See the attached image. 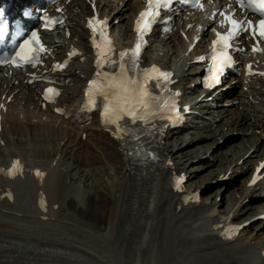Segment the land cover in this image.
I'll return each instance as SVG.
<instances>
[{
	"label": "bare ground",
	"instance_id": "bare-ground-1",
	"mask_svg": "<svg viewBox=\"0 0 264 264\" xmlns=\"http://www.w3.org/2000/svg\"><path fill=\"white\" fill-rule=\"evenodd\" d=\"M96 1L98 4L105 2L103 11L114 19H121L119 26L123 27V35L128 38L131 33L125 25L135 1ZM77 5L80 6V11L88 8L84 0H79ZM79 37L81 40L85 39L83 31L79 32ZM165 42L171 44L172 37ZM0 85L6 86L7 97L12 94V99L18 104L21 101L31 102L28 90L21 84H11L0 76ZM227 101L230 102L227 106L219 103L215 108H209L206 117L199 121L200 128L192 136L186 138V133H178L174 135L170 145L165 140L160 146L163 154L175 160L174 169L184 170L185 165H180L188 155H194L193 160L198 157L193 167L196 170L190 171L189 179L198 175L195 173L200 170V161L208 166L214 165L212 161H208L214 159V150L206 152L215 141L211 139L214 135L218 134V140L222 139L221 143L217 142L221 145L237 137L230 134L231 137L227 139L234 130L241 133L245 142L255 139L245 115L233 103L234 99ZM200 103L207 105L210 102L198 104ZM19 116L20 114L18 117L9 116V126L12 135L18 140L17 144L27 148L22 147L23 150L17 151L11 149L10 152L1 154L31 155L37 159L32 164L35 168L46 164L43 166L46 173L41 177L42 183L39 186L31 173L22 181H13L0 172V264H56L55 260H72L73 264H251L250 256L254 254V247H251L249 257L242 258L228 252L225 246L217 244L214 239H201L214 238L213 233L218 230L212 228L213 224L227 220V217L220 216L221 197L219 201L214 199L208 204L202 200L183 204L179 201V194L172 189L166 169L141 173L137 167L124 161L117 144L105 133L99 132L95 141L88 137L85 141L78 142L76 130L67 131L54 125H42L41 128L32 125L29 121L35 115L31 111L24 112L22 119ZM214 124L213 132L205 131ZM43 127L47 130L46 133ZM4 128L5 126L3 130ZM11 131L0 134L8 146L7 136ZM64 137L67 143L72 144L70 148H62L66 153L57 149ZM44 138L48 139L47 143ZM203 140L206 141L205 144L202 143ZM260 143L264 144V140ZM239 144L240 141L226 144L224 147L228 148L225 152L221 151L224 147L219 150L221 157H224L215 166L220 168L224 162L227 166L224 174L230 168L234 175H245L250 163L258 157L259 151L254 150L241 163H237L248 149L243 153L237 151L239 157L234 161L235 168L229 167L233 160H228V157L236 152ZM203 154L206 157L201 158ZM41 156L50 157V161L45 162L43 158L40 160ZM63 163L64 170L61 168ZM70 164L83 168L82 172L84 169L107 164L108 171H105L106 178L101 184L88 185L83 182L78 199L71 194L64 202L63 196L71 190L73 184L70 180L67 185L69 172L65 169ZM216 168L214 172L218 170ZM37 171L40 172L39 169ZM202 173L207 177L212 171L205 167ZM35 176L37 177L36 174ZM221 189L220 185L221 196L228 197L230 191ZM259 190L264 192V185L244 187L240 203L245 200L246 204V198ZM41 200L47 201L46 211H42L39 206ZM55 204L57 207H54ZM241 206L233 198L226 216L231 215L235 219L242 211L253 214L263 204L257 203L252 207L247 205L243 209ZM43 216L47 218L43 219ZM263 226L260 228L258 224L256 227L262 230Z\"/></svg>",
	"mask_w": 264,
	"mask_h": 264
},
{
	"label": "snow or ice",
	"instance_id": "snow-or-ice-1",
	"mask_svg": "<svg viewBox=\"0 0 264 264\" xmlns=\"http://www.w3.org/2000/svg\"><path fill=\"white\" fill-rule=\"evenodd\" d=\"M180 2L189 3L190 0H180ZM170 3L171 0H146L144 10L138 14L135 21L136 43L131 49L121 51L118 54V61L112 58L114 48L112 40L107 33V22L99 20L95 16L88 21V27L92 32V44L96 49V65L100 71L96 73V78L88 82L85 94L89 98V103L93 105L95 104V96L99 95L103 97L105 101L102 113L103 120L107 124L116 125L117 132L121 131L119 122L125 117L130 118L131 122L135 124L137 122L148 123L152 116L158 113L163 114L165 110L178 115L174 99L169 98L162 103L156 102L148 89L150 81L160 80L164 83L170 82L171 74L161 72L154 65L147 69L139 68L140 54L145 43L144 36L150 31L152 24L156 22V18L160 15L159 10L167 8ZM237 3L241 7L254 9L260 13L261 18L255 23L251 19L247 20V26L244 27V22L232 19L230 15L221 13L224 16L221 26H223L224 22H227L229 28L223 34L216 32V39L212 41L211 55L209 57L211 60L209 87L218 84L224 73V69L232 66V57L229 55V49L232 47L230 42L238 37L241 31L251 34L253 40L257 41L252 47L253 53L264 51V49L259 47V42L264 41V0H237ZM193 6L198 8L203 7L200 0H194ZM43 19L45 20V28L54 23L48 17H44ZM97 35L99 36V40L96 38ZM189 50L191 51V48ZM44 51L45 48L39 34L36 31H32L30 36L20 45L15 56L11 60L3 61V63H11L16 67H21L24 64H33L34 66L36 63H39V56ZM71 55H76V53L73 52ZM197 59L203 61L205 57L201 56ZM105 65L108 67L118 65L119 70L114 73L103 71ZM64 66V64H59L55 66V69H62ZM260 75H264V73H260ZM48 94L58 95L53 88L45 90V99L50 98ZM174 95L179 96V92ZM184 110L187 111V109ZM260 167L264 168V164ZM3 171V169H0V172ZM19 171V162L15 161L12 167L7 170L6 175L12 177ZM36 175L41 177L43 174L37 171ZM182 179L181 177L177 180V187H179ZM41 206H43V201H41Z\"/></svg>",
	"mask_w": 264,
	"mask_h": 264
},
{
	"label": "rangeland",
	"instance_id": "rangeland-1",
	"mask_svg": "<svg viewBox=\"0 0 264 264\" xmlns=\"http://www.w3.org/2000/svg\"><path fill=\"white\" fill-rule=\"evenodd\" d=\"M230 134H231V132L229 133V137L227 138V139H229L231 136H230ZM23 140V139H22ZM213 141V140H212ZM23 142V141H22ZM25 142H26V140H25ZM24 142V143H25ZM221 143V142H220ZM237 143H239V141L237 142ZM203 144H205V143H203ZM169 145V144H168ZM224 147V146H223ZM228 148V147H227ZM226 148V149H227ZM226 149H225V151H226ZM218 151L219 150H221V148H218L217 149ZM215 151V150H214ZM221 151H223V149L221 150ZM224 151V152H225ZM223 152V153H224ZM200 154H202V152L200 153ZM188 156H192V158L194 157V155H188ZM188 156H187V159H188ZM224 157V155H222V158ZM197 159H198V157H197ZM178 160V159H177ZM198 161H200V160H198ZM208 161H212L213 163H214V165L213 166H208L207 165V163H203V164H205V165H203L202 164V161H200L201 162V165L198 167V169H200L197 173H195V174H198L196 177H194L193 178V180L192 181H190V184L191 185H195L196 183H198L197 181L198 180H205L206 182H213V183H216L215 185H212V186H210L208 189H207V195L206 196H204V200H206V201H210V200H213L214 199V196H217L218 194L216 193L217 191H220L219 189H220V185H218V184H220L218 181H216V177H215V172H214V170L215 169H213L214 168V166H215V161L214 160H209L208 159ZM194 164L195 163H193L192 164V166L194 167ZM181 167H183L182 165H180ZM107 167V168H106ZM205 167H207V168H209V170H211L212 171V174H208L207 175V177H205L206 175H203V173L204 172H206V171H203V173H202V169H204ZM220 167H221V165H220ZM216 168V167H215ZM217 169H219V168H216V170ZM105 171L107 172L108 171V165L107 164H104V165H101L100 166V168L96 171V175H95V179L97 180V182L98 181H103V180H105V178H106V174H105ZM234 175V174H233ZM235 176H238V175H235ZM205 177V178H204ZM221 180V179H220ZM222 182H224V181H226V180H221ZM87 182L88 183H90L91 182V179H89V180H87ZM226 183V182H225ZM225 183L223 184L224 186H225ZM222 185V186H223ZM222 186H221V188H222ZM230 187H228V186H225V188L223 189V191L224 190H227V189H229ZM216 189H218V190H216ZM233 191H235V189H232V192ZM228 192V191H227ZM231 191H230V194H229V196L227 197H225V196H221V201H222V203H220V207H219V209L221 210V211H223V210H225L226 209V206L228 205V203H230L229 201L231 200V202H233V196H232V194L233 193H236V192H233L232 193ZM211 193H213V196H212V194ZM231 198V199H230ZM215 201V200H214ZM226 201V202H225ZM249 212V211H248ZM257 226V225H256Z\"/></svg>",
	"mask_w": 264,
	"mask_h": 264
}]
</instances>
